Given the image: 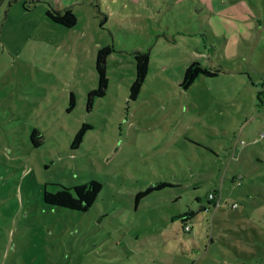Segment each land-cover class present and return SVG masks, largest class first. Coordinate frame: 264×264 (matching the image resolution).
I'll return each mask as SVG.
<instances>
[{
	"label": "rangeland",
	"instance_id": "374dc122",
	"mask_svg": "<svg viewBox=\"0 0 264 264\" xmlns=\"http://www.w3.org/2000/svg\"><path fill=\"white\" fill-rule=\"evenodd\" d=\"M194 61L222 72L184 89ZM93 180L86 212L44 201ZM0 264H264V0H0Z\"/></svg>",
	"mask_w": 264,
	"mask_h": 264
},
{
	"label": "trees",
	"instance_id": "16d2710c",
	"mask_svg": "<svg viewBox=\"0 0 264 264\" xmlns=\"http://www.w3.org/2000/svg\"><path fill=\"white\" fill-rule=\"evenodd\" d=\"M47 16L56 24H60L67 28H74L78 23V18L71 7H67L64 10L49 9ZM114 52L113 46H107L101 48L98 51L96 60V70L99 76L98 88L91 91L88 95V110H91L94 97H103L106 95L109 87V78L107 72L108 57ZM136 62V78L130 87V99L135 100L141 93L143 86L147 80L150 71V52L138 51L135 53ZM222 71L217 69L205 68L200 62H192L185 71L183 81L181 83L182 88L188 89L200 75L216 76ZM72 101H74L72 97ZM90 129V126H84L76 135V140L81 141L85 135V131ZM41 138V134L38 130H34L31 139L36 147L40 146L38 141ZM167 187H174L171 183L160 182L153 186H150L146 190L140 191L136 195V203L138 204L143 198L147 197L154 191L162 190ZM103 189V185L96 180H93L87 184L76 186L73 189L61 187L56 184H47L44 189V201L46 204L67 208L75 211L86 212L90 210L96 203L99 194ZM215 199H209V204L217 206L220 196L218 193H214ZM209 208L200 206L199 212L208 211ZM195 212H189L181 215L183 223V229L185 232H191L192 227L188 222L195 217Z\"/></svg>",
	"mask_w": 264,
	"mask_h": 264
},
{
	"label": "built area",
	"instance_id": "2783aa9c",
	"mask_svg": "<svg viewBox=\"0 0 264 264\" xmlns=\"http://www.w3.org/2000/svg\"><path fill=\"white\" fill-rule=\"evenodd\" d=\"M210 198H211V199H215L214 193H211V194H210ZM219 202H220V199H219Z\"/></svg>",
	"mask_w": 264,
	"mask_h": 264
}]
</instances>
